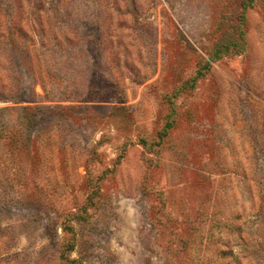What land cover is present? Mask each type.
<instances>
[{"label":"rangeland","instance_id":"rangeland-1","mask_svg":"<svg viewBox=\"0 0 264 264\" xmlns=\"http://www.w3.org/2000/svg\"><path fill=\"white\" fill-rule=\"evenodd\" d=\"M264 264V0H0V264Z\"/></svg>","mask_w":264,"mask_h":264},{"label":"trees","instance_id":"trees-1","mask_svg":"<svg viewBox=\"0 0 264 264\" xmlns=\"http://www.w3.org/2000/svg\"><path fill=\"white\" fill-rule=\"evenodd\" d=\"M61 259L65 261L67 264H79L76 260L69 259L68 251L66 248L65 250L63 249V251L61 252Z\"/></svg>","mask_w":264,"mask_h":264}]
</instances>
